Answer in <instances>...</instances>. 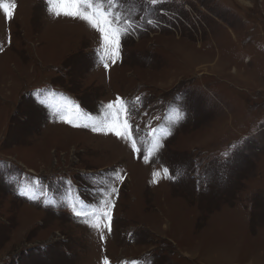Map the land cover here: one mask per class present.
Instances as JSON below:
<instances>
[{
	"label": "rangeland",
	"instance_id": "rangeland-1",
	"mask_svg": "<svg viewBox=\"0 0 264 264\" xmlns=\"http://www.w3.org/2000/svg\"><path fill=\"white\" fill-rule=\"evenodd\" d=\"M6 2L0 264H264V0H116L115 57L46 0Z\"/></svg>",
	"mask_w": 264,
	"mask_h": 264
},
{
	"label": "snow or ice",
	"instance_id": "snow-or-ice-1",
	"mask_svg": "<svg viewBox=\"0 0 264 264\" xmlns=\"http://www.w3.org/2000/svg\"><path fill=\"white\" fill-rule=\"evenodd\" d=\"M106 2L108 7L105 9L103 7V3ZM47 5L49 6V12L55 16H67L74 19H80L88 23L93 29L97 30L101 34L102 41H107L109 44L114 46L113 56L119 54V42L121 33L127 34L130 30H132L133 22L128 18L124 17L120 13H115L112 11L114 5L116 4V0H100V3H97L96 0H46ZM152 5L157 4V0H151ZM16 8L14 2L8 3L6 0H0V10L3 11L5 19H11L13 17V10ZM91 9V11H89ZM151 23V21H148ZM124 26L121 27L120 25ZM115 25V26H114ZM115 62V60H113ZM107 67V65H105ZM139 99V98H137ZM121 98L117 97L115 102L109 103L107 107L111 108L113 103H119ZM62 119H66V122L71 123V117H61ZM124 129L129 127L127 120H125ZM93 131H104L102 127H93ZM107 131L115 134L120 139H128L125 135L124 131H121L120 126L115 124H109L107 126ZM161 145L157 142L154 147L159 148ZM132 148L134 151H139L136 148V143L132 142ZM145 161L149 160V156L144 157ZM165 176L168 175V169H164ZM158 175V173L154 172L153 176ZM120 180H123L122 176L117 177ZM171 178V177H169ZM155 182V180H154ZM112 192H116L115 188H112ZM24 194V193H22ZM107 210L102 213L100 217H98L95 223H92L91 226L97 229H101V223L103 218H106L108 223H103V228L108 229L111 232V203L106 201ZM73 213L76 216L82 215L80 212L76 211L75 208L72 209ZM101 240L104 239L103 231L101 230ZM102 264H109V260L107 257H104ZM132 264H136L135 261Z\"/></svg>",
	"mask_w": 264,
	"mask_h": 264
}]
</instances>
